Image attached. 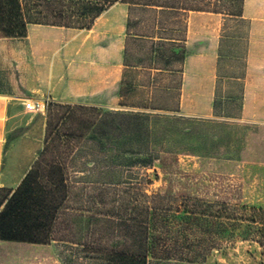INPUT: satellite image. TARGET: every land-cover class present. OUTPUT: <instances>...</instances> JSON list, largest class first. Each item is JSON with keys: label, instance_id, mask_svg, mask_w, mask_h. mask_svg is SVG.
<instances>
[{"label": "trees", "instance_id": "16d2710c", "mask_svg": "<svg viewBox=\"0 0 264 264\" xmlns=\"http://www.w3.org/2000/svg\"><path fill=\"white\" fill-rule=\"evenodd\" d=\"M244 1L0 0V37H25L30 23L90 28L97 16L120 2L127 5V40L148 38L154 53L163 51L156 49L158 45H174L177 51L169 56L179 62L184 50L181 42H177L180 38L174 37L185 36L187 12L200 10L239 16ZM260 10L264 12V1ZM137 24H144L146 30L131 32V27ZM124 64L120 104L146 108L142 103L123 101L124 95L135 86L131 72L134 65L127 63L126 47ZM64 107L68 110L53 122L51 109ZM77 108L48 104L45 146L40 156L15 191L0 187V240L21 243V254L30 246L48 245L53 240L72 241L68 236L71 233L63 236L66 232L62 231L71 232L73 221L84 220L91 234L78 237L75 242L98 255L101 264H147L152 257L196 262L221 240L247 238L253 233L264 239L262 208L164 191L148 194L135 184L100 183L93 186L92 194L85 192V186L79 194H72L67 161L78 142L71 139L81 137L84 130L95 129L103 112L81 106L94 116L76 128L66 126L67 118ZM51 152L55 155H50ZM84 196L88 198L82 200ZM72 198L81 205L70 203Z\"/></svg>", "mask_w": 264, "mask_h": 264}, {"label": "crops", "instance_id": "0c3cea01", "mask_svg": "<svg viewBox=\"0 0 264 264\" xmlns=\"http://www.w3.org/2000/svg\"><path fill=\"white\" fill-rule=\"evenodd\" d=\"M120 4L121 14L112 4L86 28L108 14L101 41L89 40L83 28L32 23L25 37H0V187L15 191L40 156L49 103L98 108L101 115L122 106L129 40L127 5ZM241 13H186L185 36L177 37L184 51L173 113L264 125V18L252 15L248 0ZM15 244L0 240V264L18 263Z\"/></svg>", "mask_w": 264, "mask_h": 264}, {"label": "rangeland", "instance_id": "374dc122", "mask_svg": "<svg viewBox=\"0 0 264 264\" xmlns=\"http://www.w3.org/2000/svg\"><path fill=\"white\" fill-rule=\"evenodd\" d=\"M263 1L248 0L256 18H264L259 9ZM114 4L111 11L121 14L125 5ZM108 20V14H104L96 20L95 27L82 30L92 42L101 41L106 37L104 23ZM144 26L133 25L130 31H145ZM158 46L156 49L163 51L154 53L148 38L127 41V63L134 65L131 72L135 86L123 101L147 107L121 106L106 111L92 133L84 130L81 137L71 139L78 142L74 143L78 149L67 166L72 194H79L84 186L85 192L92 194L93 186L100 183L135 184L148 194L164 191L264 209V125L218 117L194 119L173 113L170 108L177 101L180 66L169 55L177 49L174 45ZM51 110L56 122L55 118L68 109ZM71 114L66 126L73 128L94 116L81 105ZM79 155L82 164L77 163ZM70 200L81 205L74 198ZM72 226L71 232H62H66L63 236L71 233L68 236L74 241L57 239L48 245L30 246L20 254L17 264H101L98 255L75 242L91 234L89 225L83 220L73 221ZM16 244L15 249L21 245ZM147 264H264V239L253 233L247 238L221 240L196 262L152 257Z\"/></svg>", "mask_w": 264, "mask_h": 264}, {"label": "built area", "instance_id": "2783aa9c", "mask_svg": "<svg viewBox=\"0 0 264 264\" xmlns=\"http://www.w3.org/2000/svg\"><path fill=\"white\" fill-rule=\"evenodd\" d=\"M28 106H30V104H28Z\"/></svg>", "mask_w": 264, "mask_h": 264}]
</instances>
